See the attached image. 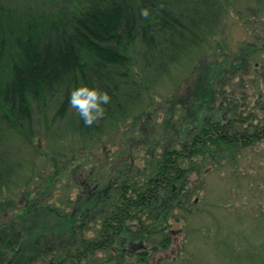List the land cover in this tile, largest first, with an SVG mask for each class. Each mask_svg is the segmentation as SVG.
Here are the masks:
<instances>
[{
    "label": "trees",
    "instance_id": "trees-1",
    "mask_svg": "<svg viewBox=\"0 0 264 264\" xmlns=\"http://www.w3.org/2000/svg\"><path fill=\"white\" fill-rule=\"evenodd\" d=\"M229 5L0 0V264H157L210 222L214 264H264V35L222 49ZM81 85L110 96L91 127Z\"/></svg>",
    "mask_w": 264,
    "mask_h": 264
},
{
    "label": "rangeland",
    "instance_id": "rangeland-1",
    "mask_svg": "<svg viewBox=\"0 0 264 264\" xmlns=\"http://www.w3.org/2000/svg\"><path fill=\"white\" fill-rule=\"evenodd\" d=\"M229 8L228 12L226 14V17L222 23V30H219V33L216 34V40L221 41L222 44V49H225L226 51H234L238 48V46L243 42L244 40L246 41L247 39H252L254 42L258 43L259 51L261 49V41H256L255 39L257 38V35H264V30H260V22L257 25V29H253L252 31H249L247 28V18L246 16H251L252 20L259 19L262 20L264 19V3L261 5L260 12L258 13L257 16L251 15V12L253 10L258 9L260 3L258 0H228ZM255 17V18H254ZM214 39V38H213ZM258 39V38H257ZM259 40V39H258ZM215 42V40H212ZM263 46V45H262ZM221 49V50H222ZM263 52V55H262ZM261 55L263 56V63H264V51L261 50ZM259 157V156H258ZM259 159L254 158L250 159V164H255L257 169L256 171L262 170L264 167L259 164ZM246 164L247 161H244ZM264 165V163L262 162ZM260 173V172H259ZM212 180L214 184L217 187L218 193H210V198L218 202L220 200L219 204H211L208 203V208L209 211H211V214L216 213L217 215H220V213H224L225 206L229 209L225 204H221V201L227 202L228 195L226 192V189L222 188L220 186L224 185V183L221 181L219 174L216 175V173H211ZM259 187H261L262 192H255L252 193L254 200L256 201V198L258 200V196L261 198L263 195L264 199V183H261V180H258ZM250 185V183H249ZM214 190V188H213ZM248 192V183H246V187L244 186L243 193H242V198L243 195H245ZM261 193V194H260ZM237 198V196H236ZM242 198H238V201H242ZM211 200V201H213ZM245 200V198H244ZM247 202V201H246ZM264 202V200H263ZM250 204V203H248ZM225 205V206H224ZM211 216H208V220H210ZM208 220H203V221H208ZM212 220V219H211ZM203 221L197 218H193L192 221L190 222L192 225L199 226L197 224H201ZM212 226H203L201 230L194 231L191 230L188 235L186 233V236L189 241L190 247L194 250V253H187V252H180L179 254L175 255L177 251L180 250V244L181 241L179 240L178 237H175V241H173V244L167 248L166 250H162V254L164 255L159 263L157 264H188L185 262L184 257H193L197 261H199V264H207L208 262H211L214 264V262H219V255L216 254V250L212 246V241L213 238L216 236V229L213 227V223L210 222ZM157 259V258H156ZM156 259H153L152 261H155ZM204 262V263H203ZM156 263V262H155ZM125 264H135L134 262H127Z\"/></svg>",
    "mask_w": 264,
    "mask_h": 264
},
{
    "label": "clouds",
    "instance_id": "clouds-1",
    "mask_svg": "<svg viewBox=\"0 0 264 264\" xmlns=\"http://www.w3.org/2000/svg\"><path fill=\"white\" fill-rule=\"evenodd\" d=\"M147 17L148 10L142 11ZM110 102V96L106 91L81 85L70 93V105L77 110L87 127H91L96 121L102 119L105 114L103 105Z\"/></svg>",
    "mask_w": 264,
    "mask_h": 264
}]
</instances>
